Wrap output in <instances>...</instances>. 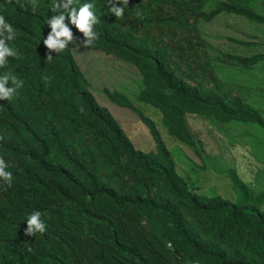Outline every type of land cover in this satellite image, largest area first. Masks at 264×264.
Instances as JSON below:
<instances>
[{
    "label": "trees",
    "instance_id": "obj_1",
    "mask_svg": "<svg viewBox=\"0 0 264 264\" xmlns=\"http://www.w3.org/2000/svg\"><path fill=\"white\" fill-rule=\"evenodd\" d=\"M209 1L121 0L124 15L117 18L107 0H74L77 12L94 5L99 38L83 47V33L66 18L74 39L64 51H52L48 62L47 21L61 14L52 11L58 0H36L34 12L29 0H0V15L15 32L7 44L16 52L0 76L10 73L23 82L11 100H0V158L13 177L11 187L0 180V264H264V195L252 194L236 176L231 180L242 193L239 201L198 193L176 172L153 122L125 97L106 93L147 126L155 152L136 150L97 103L71 54L80 46L134 66L145 85L142 98L161 112L167 133L179 143L196 146L185 114L262 128L255 110L190 85L178 74L176 50L151 38L152 30L182 29L190 35L185 51H196L200 20L227 13L264 25V13L250 0H215L206 12ZM220 60L251 67L264 61V53ZM34 211L46 231L25 236Z\"/></svg>",
    "mask_w": 264,
    "mask_h": 264
},
{
    "label": "rangeland",
    "instance_id": "obj_2",
    "mask_svg": "<svg viewBox=\"0 0 264 264\" xmlns=\"http://www.w3.org/2000/svg\"><path fill=\"white\" fill-rule=\"evenodd\" d=\"M214 5L215 0H212L203 8L209 12ZM249 5L256 12L264 13V4L260 0H250ZM194 29V37L201 44L199 48L196 46V51L193 49L194 52L185 51V39L190 35L182 29L176 32L168 29V33L152 30L151 38L176 50L173 55L178 74L188 77L190 85L226 94L228 99L255 110L264 121V61L245 67L220 60L225 55L263 54L264 25L222 13L209 22H196ZM182 43L184 45L180 46ZM71 54L97 103L109 110L136 150L155 152V143L147 126L136 113L109 101L106 93L125 97L153 122L171 152L176 172L192 186H198V193L239 201L242 193L231 180L236 176L252 194L264 195V127L250 123H222L208 116L185 114L186 127L196 146L179 143L167 133L161 112L142 98L145 85L134 66L80 46L72 49ZM262 209L264 211V206Z\"/></svg>",
    "mask_w": 264,
    "mask_h": 264
},
{
    "label": "clouds",
    "instance_id": "obj_3",
    "mask_svg": "<svg viewBox=\"0 0 264 264\" xmlns=\"http://www.w3.org/2000/svg\"><path fill=\"white\" fill-rule=\"evenodd\" d=\"M109 11L115 17L119 18L124 15V7H118L121 5V0H107ZM126 4L128 0H123ZM31 10L34 12L36 9V0H29ZM74 0H58L57 3L52 5V11L54 13L61 11L59 15H53L48 19L47 24L51 27V34L44 40V45L49 50L46 53V61L50 62L53 58L52 51L60 53L67 48V45L73 41V32L65 25V19L67 18L72 25L80 32L83 33L85 39L81 42L82 46L87 48L93 44V41L97 40L98 34L94 31V25L97 22L92 12L94 7L91 3H85L77 12L76 8L72 7ZM22 7H24L22 5ZM15 38V32L5 17L0 15V67H2L7 57L15 56L16 52L10 48L7 44L8 41H12ZM47 79V78H46ZM11 82V87L6 85ZM23 86V82L18 80L14 75L5 73L0 76V100H11L17 90ZM8 165L3 158H0V180L4 182L8 187H11V181L13 179L12 173L6 171ZM27 228L25 229V236H35L36 233L43 234L46 231V225L41 219V213L34 211L27 218Z\"/></svg>",
    "mask_w": 264,
    "mask_h": 264
}]
</instances>
